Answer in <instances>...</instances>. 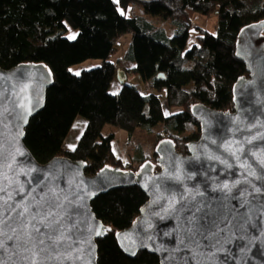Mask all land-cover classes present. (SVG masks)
I'll list each match as a JSON object with an SVG mask.
<instances>
[{
	"label": "water",
	"instance_id": "obj_1",
	"mask_svg": "<svg viewBox=\"0 0 264 264\" xmlns=\"http://www.w3.org/2000/svg\"><path fill=\"white\" fill-rule=\"evenodd\" d=\"M236 57L249 75L234 84L233 108L191 107L201 135L187 155L164 138L155 163L136 171L105 166L92 177L84 161L41 164L24 144L54 83L50 67H0V262L98 264L97 240L112 228L92 202L139 187L148 200L115 235L128 257L148 251L160 264H264V21L241 29Z\"/></svg>",
	"mask_w": 264,
	"mask_h": 264
},
{
	"label": "trees",
	"instance_id": "obj_2",
	"mask_svg": "<svg viewBox=\"0 0 264 264\" xmlns=\"http://www.w3.org/2000/svg\"><path fill=\"white\" fill-rule=\"evenodd\" d=\"M135 4L143 13L130 14ZM196 15L216 16L214 30L198 26ZM260 21L264 0H0V67L45 63L54 77L44 109L25 129V146L41 164L56 157L84 161L89 177L105 166L136 171L148 160L155 163V153L148 157L137 147L138 166L125 165L113 151L115 131H125L131 139L137 130L153 132L163 125L158 141L172 138L177 150L187 155V144L201 135L191 107L200 103L218 111L233 108L234 84L249 75L236 57L237 37L242 28ZM163 22L175 28L172 37ZM69 26L78 30L73 40L65 36ZM127 34L135 37L127 59L137 61L128 72L148 84L147 95L128 82L115 95L110 90L116 74L112 57ZM87 61L98 64L74 70ZM77 116L87 124L75 148L67 150L63 144ZM107 125L114 130L104 135ZM147 200L139 187L94 199L96 217L112 228L97 240L98 264H160L148 251L128 257L115 238L132 225Z\"/></svg>",
	"mask_w": 264,
	"mask_h": 264
},
{
	"label": "rangeland",
	"instance_id": "obj_3",
	"mask_svg": "<svg viewBox=\"0 0 264 264\" xmlns=\"http://www.w3.org/2000/svg\"><path fill=\"white\" fill-rule=\"evenodd\" d=\"M135 13H139L140 11H142V7L138 4H135ZM122 9V8H121ZM199 16L200 15H196L194 17V21L196 24H198L199 21ZM149 17L151 19H160L159 17H153L150 16ZM199 18V19H198ZM207 22L208 23V27L210 31L214 30V26L213 24H216V16L210 17V20L208 19ZM166 30H167V34L169 37H172L175 33V28L171 25V24H167L166 26ZM78 35V30L73 28L72 26L68 27V31L65 34V36L69 39H71L70 37H77ZM74 38V39H75ZM73 40V39H71ZM123 52V50H121V53ZM114 59L116 60L118 57L119 59H123V57L121 56V54L114 55ZM95 61H87L84 64H81L79 66H76L74 68L75 71H81L85 68H89L91 65V63H94ZM116 62V61H115ZM123 64L124 61H122ZM121 60L117 61L116 63L120 66L121 65ZM89 65V66H88ZM95 66V65H94ZM118 66V67H119ZM117 68V66H116ZM128 83L131 85L136 86L139 91L144 94L147 95L149 94L150 88L148 87V85H146V82L142 79V77L139 74H130L129 75V80ZM112 93H117L118 89H117V82L112 83L111 88H110ZM161 95H165L166 94V90H163L161 93ZM87 123L86 119L82 116H77V118L75 119L74 123H73V127L70 131V135L68 137V139L65 142V149L67 150H72L73 148H75L81 134L84 131V126ZM163 129L164 126L163 125H159L158 127H156L154 129L153 132H148L146 130L140 129L137 130L134 134V136L126 143L122 146L123 142L120 141L118 144V149H114V152H117V154L120 156V158L124 161L125 165H129L131 163V165H134L135 167L138 166L137 163V159L134 157V155L136 156L137 153V147H142V150L144 152V154L148 157H153L154 152H155V147L158 143V139H159V135L163 133ZM113 127L110 125H107L104 129H103V134L107 135L109 134L111 131H113ZM116 132V131H115ZM122 143V144H121ZM116 150V151H115Z\"/></svg>",
	"mask_w": 264,
	"mask_h": 264
},
{
	"label": "crops",
	"instance_id": "obj_4",
	"mask_svg": "<svg viewBox=\"0 0 264 264\" xmlns=\"http://www.w3.org/2000/svg\"><path fill=\"white\" fill-rule=\"evenodd\" d=\"M133 10H132V12L135 10V7H131ZM130 14H132V15H135V14H140V13H130ZM200 18V19H199ZM199 21H198V26H200V27H202V28H205V29H207L208 31H210L209 30V27H208V23L207 22H209V21H207L208 19L210 20V18H206V17H203V16H199ZM216 23V22H215ZM167 24H169V22H163L161 25L166 29V25ZM214 25H216V24H213V26ZM215 27V26H214ZM134 46H135V37H134V35L133 34H127V35H125L124 37H122L120 40H119V42H118V44H117V49H118V52H117V56L119 55V54H121V56L123 57V59H119V57L115 60L114 59V57L115 56H113L112 57V61L116 64V66H117V68H116V74H115V79H114V81H113V83L114 82H117V89H118V91L120 90V88H121V86H122V84L124 83V81L126 80V82H128V80H129V75L131 74V73H129L128 72V69H131V68H133V67H135V65H136V63H137V61L135 60V62H132V61H130V60H128L127 59V52H128V50L130 49V48H134ZM121 50H123V52L121 53ZM119 60H121V62L122 61H124V63L125 64H123V62L121 63V65L119 66L116 62L117 61H119ZM116 61V62H115ZM96 64H98V62H94V63H91L90 65L91 66H94V65H96ZM89 66V65H88ZM90 66V67H91ZM119 66V67H118ZM146 85H148L147 83H146ZM87 124V123H86ZM86 124H85V126H84V128L86 127ZM73 127V126H72ZM72 127H71V129H72ZM71 129H70V131H71ZM70 131H69V133H68V135H67V137H66V139H65V141H64V144H63V146L65 147V142H66V140L68 139V137H69V135H70ZM130 139H129V136H128V134L125 132V131H122V130H119V131H116L115 132V140L113 141V151H114V149L116 148V149H118V144H120L119 142L120 141H122L123 142V144H122V146L124 145V144H126L128 141H129ZM116 151V150H115ZM116 155H117V157H119L120 158V156L117 154V152H114Z\"/></svg>",
	"mask_w": 264,
	"mask_h": 264
},
{
	"label": "snow or ice",
	"instance_id": "obj_5",
	"mask_svg": "<svg viewBox=\"0 0 264 264\" xmlns=\"http://www.w3.org/2000/svg\"><path fill=\"white\" fill-rule=\"evenodd\" d=\"M123 14V13H122ZM71 39H74L75 37L73 36V37H70ZM116 93H113V95H115ZM38 231V230H37ZM29 239H30V237H29ZM40 243H43V241H40ZM0 264H2V262H0Z\"/></svg>",
	"mask_w": 264,
	"mask_h": 264
}]
</instances>
